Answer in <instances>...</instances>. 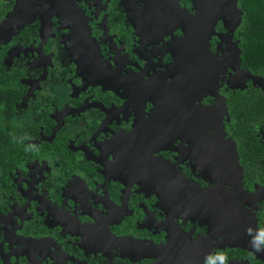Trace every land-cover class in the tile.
I'll return each instance as SVG.
<instances>
[{
    "label": "flooded vegetation",
    "instance_id": "obj_1",
    "mask_svg": "<svg viewBox=\"0 0 264 264\" xmlns=\"http://www.w3.org/2000/svg\"><path fill=\"white\" fill-rule=\"evenodd\" d=\"M227 2L205 0L215 91L195 98L202 0H0V264H264V131L227 106L264 90L219 65Z\"/></svg>",
    "mask_w": 264,
    "mask_h": 264
},
{
    "label": "water",
    "instance_id": "obj_2",
    "mask_svg": "<svg viewBox=\"0 0 264 264\" xmlns=\"http://www.w3.org/2000/svg\"><path fill=\"white\" fill-rule=\"evenodd\" d=\"M206 11L208 10H206L205 7V0H202L200 7H197L196 13L192 17L191 30L186 33L185 37L181 41V48H187L188 52H190L188 56H183L184 62L182 60L181 67L190 70L193 74L192 86L195 90V98H198L200 96L202 90H204V92L208 91L211 94H214L213 92L215 91L214 86L205 83L206 71L201 70L207 65V63L211 59V55L209 53V39L214 33V28L217 20V16L213 15L209 17ZM222 15H225L224 19L227 21L225 23L229 26H225L223 22V26L226 30V33H224L223 35H219V37H221V42L226 45L227 49H229L230 54L228 56L222 55L221 60L224 58H232V61L229 65H227V62L223 65V68H229L233 73L232 80L228 82L233 84L228 85L230 86V88H238L239 85L243 86L244 80H250L254 85H257L262 90H264L262 86L261 77L253 76L250 74L249 71L241 69L239 60V50L236 45L231 41V35L233 31L238 27L241 22L240 14L236 7V0H228L227 3H224L221 16ZM224 51L223 53H225ZM215 65L218 66V64ZM217 66L216 71H221L222 68L219 70ZM216 71L213 70V73H215ZM218 106L220 108L222 107L223 112L226 114V108L224 106L223 98H220ZM232 150L236 159L234 147L232 148ZM229 171L230 184L232 186L240 187L241 174L235 173L234 169L232 168H230ZM211 206L213 207L214 212L218 210V208L213 204Z\"/></svg>",
    "mask_w": 264,
    "mask_h": 264
},
{
    "label": "trees",
    "instance_id": "obj_3",
    "mask_svg": "<svg viewBox=\"0 0 264 264\" xmlns=\"http://www.w3.org/2000/svg\"><path fill=\"white\" fill-rule=\"evenodd\" d=\"M239 4L243 16L234 31L240 40L239 60L242 68L262 78L264 88V0H239ZM227 101L231 122L244 138L252 137L256 128L264 131V91L253 88L229 93Z\"/></svg>",
    "mask_w": 264,
    "mask_h": 264
},
{
    "label": "clouds",
    "instance_id": "obj_4",
    "mask_svg": "<svg viewBox=\"0 0 264 264\" xmlns=\"http://www.w3.org/2000/svg\"><path fill=\"white\" fill-rule=\"evenodd\" d=\"M249 235V246L255 252L264 251V228L257 229L255 234H252L251 229H246ZM214 258L219 259V264H225V257L222 252H214L206 258L205 264H214Z\"/></svg>",
    "mask_w": 264,
    "mask_h": 264
},
{
    "label": "bare ground",
    "instance_id": "obj_5",
    "mask_svg": "<svg viewBox=\"0 0 264 264\" xmlns=\"http://www.w3.org/2000/svg\"><path fill=\"white\" fill-rule=\"evenodd\" d=\"M208 7V6H207ZM210 8V7H209ZM218 16V15H217ZM223 22H224V24H225V26H229V25H227L225 22H227L224 18H223ZM227 54V53H226ZM221 60V59H220ZM231 61H232V58H224L221 62H220V64L219 65H224V63H226L227 62V65H229L230 63H231ZM188 216H189V214H188ZM167 261V260H166Z\"/></svg>",
    "mask_w": 264,
    "mask_h": 264
},
{
    "label": "rangeland",
    "instance_id": "obj_6",
    "mask_svg": "<svg viewBox=\"0 0 264 264\" xmlns=\"http://www.w3.org/2000/svg\"><path fill=\"white\" fill-rule=\"evenodd\" d=\"M228 84H233V83H228Z\"/></svg>",
    "mask_w": 264,
    "mask_h": 264
}]
</instances>
